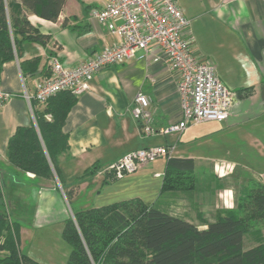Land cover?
Listing matches in <instances>:
<instances>
[{"label":"crops","instance_id":"0c3cea01","mask_svg":"<svg viewBox=\"0 0 264 264\" xmlns=\"http://www.w3.org/2000/svg\"><path fill=\"white\" fill-rule=\"evenodd\" d=\"M175 1L190 20L193 53L211 62L220 81L235 93L229 117L222 122L198 124L201 127L190 126L181 134L159 133L181 118L177 77L163 62H154L152 55L140 58L138 53L99 71L90 80V89L77 96L62 128L68 137V151L58 159L63 186L56 178L46 180L31 173L10 172L8 139L17 127L34 123V85L46 77L50 58L57 57L66 67H76L104 48L116 46L119 39L90 18V12L103 7L105 0H66L54 22L27 14L30 24L48 35L49 41L45 46L24 43L22 56L3 64L0 73V89L11 95L0 105V179L9 217L19 224L21 250L25 236L34 234L23 222L56 204L62 206L67 201L65 191L72 190L71 201L79 205V210L132 198L146 205L157 204L162 196L166 158L144 164L122 178L106 171L130 151L165 146L170 157L192 159L195 170L197 163L206 164L210 170L213 165L232 169L221 180L230 179L240 170L238 159L233 157L256 148L264 155V142L257 136L264 141V124L253 121L264 112V0ZM35 58L41 60L35 71H30L32 67L21 68V62ZM246 88L252 90L237 94ZM138 92L149 100L150 134L143 132L133 115ZM197 147L204 149L198 156L194 154ZM92 165L98 166L97 172L76 182ZM251 176L264 178V173ZM25 253L41 264H49L29 251ZM4 255L0 251V257Z\"/></svg>","mask_w":264,"mask_h":264},{"label":"trees","instance_id":"16d2710c","mask_svg":"<svg viewBox=\"0 0 264 264\" xmlns=\"http://www.w3.org/2000/svg\"><path fill=\"white\" fill-rule=\"evenodd\" d=\"M66 0H0V73L3 64L22 56L23 45L49 41L30 24L27 14L56 21ZM64 25V24H63ZM79 28L73 27L72 29ZM84 32L86 30H79ZM40 58L21 62V68L35 71ZM51 74L46 69V77ZM251 88L241 89L250 92ZM77 96L63 91L44 104L31 102L34 123L17 127L8 139L6 157L10 172L31 173L37 178L58 180L59 156L68 151V137L62 128ZM47 116H50L47 117ZM92 165L77 178L80 182L94 175ZM236 172L237 183L219 186L235 192L234 207L217 210L211 219L197 213L199 225L146 205L139 198L72 212L62 230L70 247L67 264H264V240L245 241L251 224L264 222V182ZM192 159H166L160 194H189L196 189ZM0 179V264H41L21 250L19 224L9 217ZM69 201L72 190L64 192ZM202 227V228H199Z\"/></svg>","mask_w":264,"mask_h":264},{"label":"built area","instance_id":"2783aa9c","mask_svg":"<svg viewBox=\"0 0 264 264\" xmlns=\"http://www.w3.org/2000/svg\"><path fill=\"white\" fill-rule=\"evenodd\" d=\"M90 18L118 37V44L104 48L72 68L64 66L57 57L50 58L51 74L35 83L34 101L44 104L63 91L81 95L90 89L89 82L99 71L140 53V58L152 55L154 62H163L177 77L181 118L160 129L159 133L181 134L193 125L227 120L235 93L220 81L211 62L193 53L190 20L175 0H105L103 7L90 12ZM10 96L0 89V105ZM148 108V98L138 92L134 97L133 115L145 134L153 132ZM169 157V149L165 146L133 150L106 171L122 178L144 164Z\"/></svg>","mask_w":264,"mask_h":264},{"label":"rangeland","instance_id":"374dc122","mask_svg":"<svg viewBox=\"0 0 264 264\" xmlns=\"http://www.w3.org/2000/svg\"><path fill=\"white\" fill-rule=\"evenodd\" d=\"M242 101L246 103V100ZM253 121L258 124H264V112L259 113ZM257 136L263 143V139L259 135ZM241 148H244V146L241 145ZM195 150L197 153L194 154L197 156L199 155L198 152L202 153L201 150L204 151V149H199V147L195 148ZM256 150H247L244 154L238 155L239 157H233V159H238L236 164L240 168V170L236 171L240 175L238 182L245 175L264 173V155L259 151V148H256ZM249 152L250 154L248 155ZM199 165L200 163H197L195 170L196 189L194 191L189 194L181 192L163 194L156 204L162 210L182 217L195 225H199L198 212H201L204 218L209 220L217 210H229L234 207L235 192L228 188H221L219 184L224 186L233 182L237 183L236 179L238 178H230L228 180L224 178L221 180L225 174L232 172V169L213 165L210 170L204 163L200 165L202 167ZM257 179L264 182V178L258 177ZM226 189L229 191H226ZM85 196L86 194H83L81 197L85 198ZM71 200L70 198L69 201H64L62 206L56 204L53 208L47 210L46 214L40 212V214L34 215L32 219H27L23 222V224H26V228L34 233L32 236L30 235V238L28 235L25 236L22 242L24 252L29 251L49 264H67L70 247L63 239L62 230L65 220L72 215V212L79 210V207H77L79 205ZM259 236L264 240V222L251 224L244 238L247 243L253 245L259 240Z\"/></svg>","mask_w":264,"mask_h":264}]
</instances>
